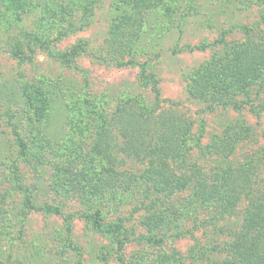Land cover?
I'll return each mask as SVG.
<instances>
[{
  "label": "rangeland",
  "instance_id": "rangeland-1",
  "mask_svg": "<svg viewBox=\"0 0 264 264\" xmlns=\"http://www.w3.org/2000/svg\"><path fill=\"white\" fill-rule=\"evenodd\" d=\"M16 1L23 2L20 15L10 26L0 22L2 264H210L206 255L195 258L193 253L232 242L249 199L239 198L225 213L216 197L207 201L199 189L203 182L217 181L225 168L244 163L256 162L259 178L264 177V110L257 113L246 106L202 112L204 100L188 97L190 77L215 50L224 48H192L224 33L227 47L242 44L249 33L245 28L261 40L264 0ZM36 24L43 37L27 43L21 26L32 29ZM18 43L32 59L10 52ZM78 44L85 50L70 61L48 54V49L59 53ZM143 66L159 80L161 98L195 120L192 147L173 189L141 178L148 164L121 155L115 164L121 173L100 172L102 160L94 155L100 119L92 110L110 114L119 100L132 96L153 104V93L141 81ZM37 87L45 93L44 102L38 101ZM254 93H260L252 100L259 110L264 106L261 81L239 96ZM31 106L43 107L40 123L30 122ZM79 122L85 130L78 138L73 130ZM230 124L234 126L226 128ZM12 125L28 146L19 162L23 183L32 189L36 204L58 206L60 215L22 205L23 195L12 180L17 156ZM241 127L250 132L241 130L233 138V129ZM230 142L235 145L231 150L224 147ZM99 184L105 190L91 193ZM257 189L252 186L253 192ZM96 213L104 230L112 231L93 228L87 216Z\"/></svg>",
  "mask_w": 264,
  "mask_h": 264
},
{
  "label": "trees",
  "instance_id": "trees-1",
  "mask_svg": "<svg viewBox=\"0 0 264 264\" xmlns=\"http://www.w3.org/2000/svg\"><path fill=\"white\" fill-rule=\"evenodd\" d=\"M11 3L16 7L9 8ZM149 3L153 6L160 2ZM22 4H18L16 0H0V22H4L8 26L12 25L15 20L14 16L20 15L17 9ZM20 17L17 18V21L20 20ZM120 24L118 23L116 26L117 29L121 26ZM37 26L36 24L32 29L28 28L31 27L29 25L21 26V35L27 43L35 39L41 40L43 37L41 34L38 35ZM245 30L249 33L242 44L227 47V35L224 33L221 38L212 43L202 42L193 46V50H206L210 46L224 48V50H215L213 56L190 77L187 86L188 97L204 100L205 107L202 112L212 111L217 107L241 110L246 106L251 107V110L253 108V111L257 113L264 110V106L256 110L252 104V100L257 99L260 93L250 96L246 94L243 98L239 96V94L248 91L250 84L261 81V84L264 85V33H261V40H259V37H255V32L250 31L249 28H245ZM25 48L26 46L18 43L10 52L22 59H32ZM27 49L31 52L34 51L30 45ZM84 50L85 46L78 44L70 51L59 53L48 49V54L70 61ZM68 55L71 57L66 58ZM140 76L141 81L149 86L154 95L153 104H145L137 96H132L119 100L110 114H105L101 110L91 111L100 119L99 136L94 146L95 158L102 160V167L98 169L100 172L106 171L108 175L115 176L117 173H121L115 166L116 163L121 162L119 155L125 156L148 164V167L142 172L141 178H149L159 187L173 189L172 183L181 180L178 171L183 170L182 165L192 147L190 139L193 136L195 120L180 111L175 102L161 98L158 88L159 80L155 77L154 72H146V68L143 66ZM36 91L38 101L44 102L43 89L37 87ZM166 101L169 102L168 107L164 105ZM41 106H31V109L29 107L30 122L40 123L43 120V107ZM80 121L82 120L80 119ZM200 122L203 126L202 118ZM233 126L230 124L226 128ZM248 127L251 129L250 126ZM74 129L73 134L78 138L85 130L80 122L75 124ZM203 129L200 126V135H202ZM249 129L246 130L244 127L233 129L235 134L233 138L239 136L241 130H246V133L250 132ZM11 135L17 144V156L12 164V180L16 189L23 195L22 205L29 210L60 215L62 211L58 206L35 203L32 189L23 183L19 165L20 160L27 156L28 146L15 126L11 130ZM234 146L230 142L226 143L224 147H229L231 150ZM220 150H223L221 153L227 156L228 152H224L225 150L222 148ZM257 167L256 162L255 164L244 163L228 167L221 172L217 181L203 182L199 189L202 192V198L209 201L216 197L220 209L222 207L225 213L232 211L239 198H248L249 203L239 230L232 234V242L225 245H213L210 248L204 247L205 250L202 253L201 251L193 253L195 258L206 255L205 260H209L210 264H264V177L260 176L259 178ZM262 170L264 172V169ZM255 177L261 180L260 183L255 182ZM180 185L181 183L176 184L174 190ZM252 186L258 189L253 192ZM90 190L95 194L98 191H104L105 187L99 184ZM87 217L92 221L95 230L112 231V228L104 230V224L100 222L98 213ZM201 225L206 226L205 222H201ZM143 237L151 240V238H145L146 236ZM226 254L228 258H225ZM211 256H222V260L218 261ZM2 263L0 261V264ZM160 264L168 263L161 262Z\"/></svg>",
  "mask_w": 264,
  "mask_h": 264
}]
</instances>
